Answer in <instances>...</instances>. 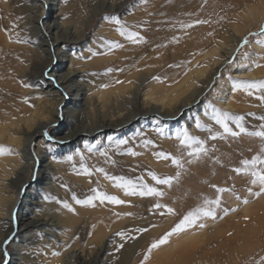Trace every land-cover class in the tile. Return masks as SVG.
I'll list each match as a JSON object with an SVG mask.
<instances>
[{
    "label": "rangeland",
    "instance_id": "obj_1",
    "mask_svg": "<svg viewBox=\"0 0 264 264\" xmlns=\"http://www.w3.org/2000/svg\"><path fill=\"white\" fill-rule=\"evenodd\" d=\"M28 1L0 0V34L3 38L7 37L6 42L1 44L5 46L3 49L13 55L19 54L18 51L32 44L28 40L31 37V31L27 28L29 25L25 21L28 13L21 11L22 6ZM99 1L61 0L68 9L63 14L58 12V15L65 21L78 22L85 15L93 14L92 3ZM108 1H120L125 4L120 12L117 9H111L112 11L98 9L88 26L81 25L85 28V37L79 43L68 45L69 53L73 54L71 67L79 69L78 79L88 87L89 93L113 91L124 82L125 76L133 73L134 64L120 70L112 66L122 48L109 50L101 46V38L118 43L120 39H123L126 45L131 44L119 35L114 23L104 19L105 16L112 15L117 16L129 30L146 36V43L141 44L144 55L138 61V65L141 64L145 69L151 66L159 67L149 79L152 87L177 84L181 81H186V85L188 81L202 85L198 71L201 69L208 71L211 67L216 70L214 79L200 96V109L191 110L187 118L188 122L182 120L172 125L168 120L154 115H152L153 118L152 116L141 118L137 115L135 118H138V121L117 126L112 132L104 131L87 138L80 137L81 139L72 144L68 142L69 139L61 141L62 147L65 148H61L58 142L50 144L38 138L31 143V147L33 146L34 149L35 144H39L40 150L46 154V157L40 156V159L29 157L31 168L27 167L25 172L18 176L12 171L15 168L13 162L22 158L21 148L15 140L21 133L15 125H10V121L20 123L19 119L24 117V112L28 110L40 107V109L45 107L47 111L51 110L52 107L46 100H52L53 92L52 94L42 91L34 92L38 85L31 81L35 80L23 81L21 76L16 77V80L13 79L16 81V85L14 84L16 88L13 91H8V85L0 84V130L6 127V130L0 132V146L10 150L0 154V216L6 215V209L3 206L16 195L17 188L25 180L27 182L21 188L30 193L25 206L27 216L45 218L48 229L54 233L52 236H45L38 228L30 224L29 218L20 217L21 215L15 211L12 212L11 223L7 222L6 218H0V264H9L10 244L23 225L27 229L24 237L30 240H22L18 247L20 254L22 253V260H19L21 264H33L32 261H36V264H65L60 259V254L74 244L76 248L83 249L86 257L92 256L94 247L102 246L101 257L104 260L97 257L92 264H123L127 256H129L127 264H264L262 259L264 258V204H260L259 208L256 206L247 213L242 211L245 200L249 204L259 203L258 196L254 195L259 191V186L251 184L249 176L234 171L240 166V160L251 159L252 156L261 154L262 141L258 137L246 134L235 138L209 140L207 128L198 129L195 126V120L199 118L202 124H211L213 131H220L219 126L206 115L209 112V105H215L237 115H244L245 127L249 131L259 130L260 125L264 123L259 119L264 116V103L257 98L261 93L249 96L243 90L232 91V85L236 79H264V43L259 42L264 39L259 32L261 25L264 24V16L259 18L252 11L253 8H263L264 0ZM2 2H4L3 5ZM196 19L208 20L209 23L194 25L191 28L182 27V24H190ZM102 23L106 25L102 26ZM162 30L166 32L158 34ZM249 33L257 35L252 36ZM160 36L164 37L160 38ZM153 37L156 41L149 45ZM233 37L237 38L234 42L235 50L231 57L223 58V52L231 46ZM245 37H247L246 44L243 43ZM197 42L199 45L196 44ZM66 46L64 45V48ZM145 46L149 47V51H145ZM257 46L259 47L256 49ZM238 47L240 50L236 51ZM89 49L92 51L90 52ZM117 51L119 52L116 53ZM92 52L97 54L92 55ZM229 59H234V63L231 65L226 63ZM220 60L223 62L217 64ZM17 65L18 62H14L13 66L18 67ZM108 68H112L113 71L108 72ZM45 72L47 71L43 73ZM12 73L13 70L10 69L8 75H13ZM119 74L122 75L117 78ZM6 83L9 84L8 81ZM25 84L29 86L25 87ZM29 88L33 92H26ZM228 98L234 104V107L229 110L219 103ZM141 100L143 95L140 96V102ZM87 108L89 115H92L91 108ZM248 113H254V115L250 116ZM57 114L61 115L60 110ZM83 123H90L89 117L72 115L71 122L67 125H63L59 120L58 127L66 125L59 135L65 136ZM55 126L51 125L48 129L51 130ZM182 128L187 129L190 135L205 140L209 154L194 160L191 164L185 162L183 169H177L170 160L158 159L154 153L163 151L182 156L186 161L187 151L190 149L181 146L175 137V133ZM157 129H161L162 134L157 132ZM120 140H126L128 143L118 145L117 142ZM144 140H152L153 143L145 147ZM129 148L139 155H130L127 151ZM104 151L108 153V157L100 155ZM67 156H72L73 160L67 161ZM81 156L84 157L86 166L92 170L91 176L78 175L73 171L74 165L79 169ZM217 158L219 163L216 162ZM42 159L52 164L47 168L52 177L51 186L44 184V181L34 184L41 175ZM97 168H103L108 175L125 176L133 180L136 177H144L146 182L154 186L155 182L148 176L149 171L161 177L175 176L176 172L180 171V177L174 180L171 186H158L165 193L162 197H130L116 187L113 181L107 179L104 173L97 172ZM211 185L226 188L228 191L218 193ZM92 188H99L109 195H116L129 202L123 205L96 202L95 207H90L76 205L72 201V193H76L78 198L83 199L91 194ZM249 188L252 189L251 192L248 191ZM218 195L221 204L216 207L215 218L202 217L191 227L171 235L167 243L152 249L151 252L148 251L150 244L171 231L188 211L202 206L205 199L212 200ZM45 196L67 200L76 211L70 212L64 209L54 199L45 200ZM157 202L173 208L174 213L167 214L166 209L149 211ZM161 212L165 214L161 215ZM124 213H132V215H124ZM201 224L203 227L200 226ZM136 228H146L147 231L137 233ZM117 231H125L129 237L134 238L122 240L115 235ZM8 237L12 239L4 244V238ZM121 244L123 247H119ZM5 251L8 253L7 256L4 255Z\"/></svg>",
    "mask_w": 264,
    "mask_h": 264
},
{
    "label": "bare ground",
    "instance_id": "obj_2",
    "mask_svg": "<svg viewBox=\"0 0 264 264\" xmlns=\"http://www.w3.org/2000/svg\"><path fill=\"white\" fill-rule=\"evenodd\" d=\"M3 3L4 2H2V5ZM124 4L125 2H109L108 0H100L97 3L94 2L91 6L93 14L85 15V17L80 18L78 22H73L71 20L65 21L63 17L60 19L58 14H63L68 9L66 4L62 3L61 0H29L27 4L22 6L23 8L21 7V11L24 10L28 13L25 21L27 22L26 24L29 25V27L27 28H29L31 31V37L29 36L30 38L28 40L32 44L26 48H23L21 51H18L19 54L13 55V53H10L9 51L3 49L5 48V46L1 44V42L5 43V39L7 37L3 38V36H1L0 34V84L8 85V91H13L16 88V81L14 80H16V77L21 76L23 81L30 82V79L35 80L31 81L35 82L38 85V88H36L37 90L35 89L34 92L42 91L51 94L53 92V95L51 96L52 100H46L52 107V109L50 108L51 110L47 111L45 107H42V109H40V107L39 109L37 108L28 110L24 112L25 116L19 119L20 123L17 124L15 123V121H10V125H15L16 129L21 133L20 137L15 140L21 148V159L24 160V162H22L23 160L21 159L19 161L15 160L13 162L15 168L12 172L14 173V175L18 176L20 173L25 172L27 167L31 168L29 166V157H39V159L40 156L46 157V154H44L40 150L41 146H39V144L36 143V147L34 149L33 146L31 147V143L38 138L42 140L44 139L50 144L58 142L60 143L61 148H65L62 147L63 143H61V141L63 142L69 139L68 142L72 144L77 141L80 137L87 138L90 136H94L98 133H103L104 131H106V133L112 132L113 129H115L117 126L124 125L125 123L132 124L138 121V118H135L137 115H139L141 118H147L154 115L155 117L157 116L163 120H168L172 125H175L176 123H180L182 120L188 122L187 118L191 114V110L200 109V96H202V93L204 92L206 86L214 79V75L216 73V70L213 69L214 67H211L208 71L206 69H201L198 71V74L201 76L200 81L202 82V85L193 84V82H189L187 80V85L185 83L186 81H181L179 83L177 82V84L167 86L157 84L159 86L152 87V84L150 85L149 83V79L156 72V70H158L157 68L159 67L156 68L154 66H151L154 68L152 69L150 67L148 69H145L141 64L138 65V61L144 55L142 45H134L132 43L130 45H126L123 39H120L119 43L124 46L122 47L120 52H116L119 53L118 56H116L117 60L115 59L113 61L112 66L115 69L120 70L124 67H128L133 64L134 65L132 71L133 73H129L127 77L124 75V82L121 85L117 86V88L113 91L109 90L107 92L105 91L102 93L93 94L89 93L88 87L84 85L80 81V79H78L79 69L71 67V64L73 63V54L69 53L70 46L68 45H70V43H79L85 37V28H83L81 25L83 24L85 26H88L90 21L96 15V11L98 9H106L109 11L111 9H117L119 10L118 12H120V10L123 9L122 7L124 6ZM252 11L253 14L258 16L259 18H262L264 16V7L253 8ZM105 25L106 23H102V26ZM163 30L161 31V33L158 34H163L162 32H166ZM2 35H4V33ZM167 36H169V34ZM204 36L206 37V35ZM163 37L164 36H160V38ZM171 37H169V39H171ZM154 41H156L155 37H153V40L151 43H149V45L154 44ZM165 41L166 39L163 41V43ZM235 41H237V38L233 37V40L231 41V46L229 48H226L223 52V58L231 57L236 47V45L234 44ZM196 44L199 45V42H197ZM64 45H67L66 48H64ZM258 47L259 46H257L256 49ZM146 50L149 51V47L145 46V51ZM16 61L18 62V67L13 66L14 62L16 63ZM221 62H223V60L218 61L217 64H220ZM166 64H164V66H166ZM10 69L13 70V75H8ZM44 71H47L48 75H44ZM257 71L259 72V70ZM121 75L122 74L117 75V78ZM166 78L167 77H165V79ZM7 81L10 85L6 83ZM148 83L149 85L147 86ZM17 89L19 91V88ZM26 92H33V90L31 91L29 88V90H27ZM141 95H143V100H141L140 102ZM59 96L60 99H58ZM60 101H62V103L59 104ZM219 103L223 108L228 110L234 107V104L232 103L230 98ZM87 107H90V110L93 111L92 115H89ZM130 108L132 110H130ZM58 110H60L61 115L57 114ZM72 115H75L76 117H89L90 123H83L81 126H77L75 130L68 133L67 135L60 136L59 133L63 129V127H65L71 122ZM93 115L95 117H93ZM59 120H61V123L63 125H66L63 127L60 125V127H58ZM51 125L58 126H55L50 130L48 128ZM4 130H6V127L1 129L0 132ZM49 137H51V139H49ZM51 165L52 164L50 161L48 162L43 160V164L40 168L41 175L38 176L39 178L36 179V181H34V184L37 185V183L44 181V184L48 186L52 185V177L49 171L47 170V168ZM26 182L27 181L25 180L22 181L20 187L17 188L16 195L10 201H8L7 204L3 206L6 209V215L0 216V218H6V221L11 223V220L13 218L12 212L15 211V213L21 215L20 217L29 218L28 221L30 222V224H32L33 227L38 228L42 234H45V236L54 235V233L48 229L46 225L48 222L47 220H45V218H34L33 216H27V212H25V206L27 205V199L28 197H30V193L27 192L25 189L23 190V188H21V186H24ZM257 202L259 203H255L256 205L254 203H245L242 208V211L244 213H247L255 209L256 206L257 208H259L260 204H264V193L258 196ZM34 216H36V214H34ZM26 230V226L23 225L15 234V238L10 244L11 259L9 264H21L19 260L22 258V253L20 254L18 247L20 246L22 240H30V238L24 237L26 234ZM94 248L95 249L93 251L94 253L92 254V256L88 255L86 257L83 252V249L76 248L74 244L61 252L60 259L65 264H92L97 257H99V259L103 258L101 257L102 246L98 245ZM127 257L128 258L123 262V264L128 263L129 256ZM35 262L36 261H32L33 264H36Z\"/></svg>",
    "mask_w": 264,
    "mask_h": 264
},
{
    "label": "snow or ice",
    "instance_id": "obj_3",
    "mask_svg": "<svg viewBox=\"0 0 264 264\" xmlns=\"http://www.w3.org/2000/svg\"><path fill=\"white\" fill-rule=\"evenodd\" d=\"M105 20H108L116 25V31L119 33L120 36L124 37L126 40H128L130 43L134 45L146 43L145 37L140 35L139 32L131 31L127 27L126 24L122 23L121 20L115 16H105ZM209 23L208 20H200L196 19L190 24H182L183 28H191L194 25L199 24H206ZM260 35L264 37V24L261 25V28L259 30ZM249 35L255 36L256 33H249ZM101 46L107 47L109 50L115 49V48H122L123 45L111 41V40H104L101 38ZM18 42L19 39H18ZM260 43H264V39H261L259 41ZM244 44L247 43V37L244 38L243 41ZM240 48L238 47L236 51H239ZM91 52L92 50L89 49ZM97 53L92 52V55H96ZM82 58V57H81ZM226 63L233 64L234 59L226 60ZM118 70V69H117ZM108 72L113 71L112 68L107 69ZM44 75H48L47 72L44 73ZM154 79H159L158 77H154ZM117 83H120V81H117ZM25 87H28L29 85L25 84ZM102 87H107V85H102ZM237 90H243L247 95L252 96L255 93H261L257 98L264 103V79L260 80H248V79H236L232 85V91L235 92ZM25 101L27 102V98H25ZM209 112L206 114L210 116L211 121L215 123V125L219 126L220 131H213L212 125H204L201 123L199 118H196L195 120V126L196 128H207V131L209 132L208 139L209 140H216L219 139H226L227 137H239L241 134H246L253 137H258L262 141V146L260 149L259 155H254L251 157V159H242L240 160V166L235 168L234 171L238 174H244L250 177V182L253 185L259 186V191L255 192L254 195L259 196L261 193H264V123L260 125L259 130L255 131H249L247 127H245V116L244 115H237L235 113H231L229 111L222 110L215 105H209ZM248 115H254V113H248ZM261 121H264V116L259 118ZM157 132H160L162 134L161 129H157ZM175 137L179 140V144L181 146H185L186 148L190 149L187 151V157L188 159L186 161L183 160L182 156L172 155L171 153L167 152H155L154 155L158 159H163L165 161L171 162L172 165L176 166L177 169H183L185 162L188 164H191L194 162V160L200 159L202 156H208L209 149L205 145V140L190 135L189 131L187 129H180L175 133ZM51 139V137H49ZM111 139V138H110ZM128 141L126 140H120L117 142L118 145H126ZM153 143L152 140H144L143 144L145 147L148 145H151ZM91 151V149H89ZM10 151L9 149L4 148L3 146H0V154H4L5 152ZM128 153L132 156L139 155V153L133 151L131 148L127 149ZM100 155L104 157H108V153L106 151L101 152ZM67 161H72V156L66 157ZM80 165L79 169L73 166V171L77 172L78 175H86L91 176L92 170L86 166L84 163V157H80ZM111 163H115V161L109 160ZM217 163H219V159L216 160ZM97 172H102L105 174L107 179L114 182L115 186L122 189L124 194L126 196L134 197H162L165 195V193L161 190L158 186L168 185L171 186L174 180H178L180 177V171H177L175 176H159L157 173L153 171L148 172V176L151 178V181L155 182V186L146 182L144 177H136L135 180L126 178L125 176H116V175H108L104 172L103 168H97ZM63 186V185H62ZM211 187L215 188L218 193H224L228 191L226 188L217 187L216 185H211ZM249 192L252 191L251 188L248 189ZM54 199L56 203L62 205L64 209H67L70 212H75V208H73L72 204H70L67 200H59L51 196H45V200ZM72 201L76 205H82V206H90L95 207L96 202H99L100 204H104L105 202L110 203L112 205H123L125 203H128L129 201H125L123 199L118 198L116 195H109L101 190L99 188H92L91 194L87 195L86 198H78L76 193H72L71 195ZM247 203V201H244ZM221 204L220 196L218 195L215 199L208 200L205 199L202 206L195 207L194 209L188 211L183 218L171 229V231L166 232L163 236H161L159 239L153 241L148 251L151 252L152 249L158 248L160 245H163L167 243L168 238L173 235L174 233H178L183 231L185 228L191 227L192 225L196 224L198 220H200L202 217H213L216 216V207H219ZM166 209L167 214H173L174 209L171 207H168L167 205L161 204L159 202L152 205V207L149 209V211L154 210H162ZM227 210L225 209V212ZM164 212H161V215H164ZM119 215V214H117ZM124 215H132V213H124ZM203 227V225H200ZM135 231L137 233L146 232V228H136ZM117 237H120L122 240L128 239V238H134L129 237V234L125 231H117L115 233ZM12 239V237H8L3 241L4 244H7L9 240ZM119 247H123L121 244ZM4 255L7 256V251L4 252ZM147 254H145V259H147ZM264 259V258H262Z\"/></svg>",
    "mask_w": 264,
    "mask_h": 264
}]
</instances>
